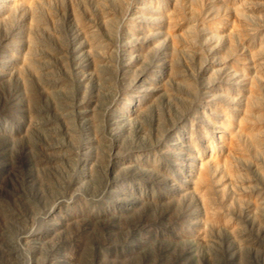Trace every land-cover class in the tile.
<instances>
[{"label": "rangeland", "instance_id": "obj_1", "mask_svg": "<svg viewBox=\"0 0 264 264\" xmlns=\"http://www.w3.org/2000/svg\"><path fill=\"white\" fill-rule=\"evenodd\" d=\"M0 264H264V0H0Z\"/></svg>", "mask_w": 264, "mask_h": 264}, {"label": "bare ground", "instance_id": "obj_2", "mask_svg": "<svg viewBox=\"0 0 264 264\" xmlns=\"http://www.w3.org/2000/svg\"><path fill=\"white\" fill-rule=\"evenodd\" d=\"M250 128H251V127H250ZM248 129H249V128H248ZM248 129H247V131H248ZM251 130H253V131H254V129H252V128H251ZM251 130H250V132H251ZM253 131H252V132H253ZM252 132H251V133H252ZM252 134H253V133H252Z\"/></svg>", "mask_w": 264, "mask_h": 264}]
</instances>
